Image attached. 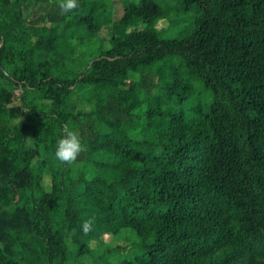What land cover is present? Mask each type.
<instances>
[{
    "label": "trees",
    "instance_id": "1",
    "mask_svg": "<svg viewBox=\"0 0 264 264\" xmlns=\"http://www.w3.org/2000/svg\"><path fill=\"white\" fill-rule=\"evenodd\" d=\"M179 1L162 38L156 0H0V264L105 257L125 230L141 264H264V0Z\"/></svg>",
    "mask_w": 264,
    "mask_h": 264
},
{
    "label": "rangeland",
    "instance_id": "2",
    "mask_svg": "<svg viewBox=\"0 0 264 264\" xmlns=\"http://www.w3.org/2000/svg\"><path fill=\"white\" fill-rule=\"evenodd\" d=\"M109 12L112 16H115L116 5H122V2H138L139 0H109ZM157 4L166 12V16L164 19H160L155 24L154 28L157 30L159 35L162 38H180L182 36V32L184 30V26L187 25L189 18L193 15L191 11L183 10V5L179 0H156ZM183 21V22H182ZM191 21V20H190ZM171 23V24H170ZM144 24L141 23L138 25V29H143ZM109 38V37H108ZM88 42H84L81 45V49L84 51L89 47ZM105 47H108L104 44ZM48 183L45 181V185ZM123 234L128 235L125 237L124 235L118 238L121 239L119 241L111 242L113 239L111 236H104L103 240L106 243L105 246L112 245L116 246L119 251H112L105 257L96 250L98 244H92L89 252H85L83 256L76 257V250L73 248L69 251L71 255L69 257V263L71 264H125V262L134 264H141L137 262V259L143 258L144 251L138 244L135 239L133 233L128 230L123 231Z\"/></svg>",
    "mask_w": 264,
    "mask_h": 264
},
{
    "label": "clouds",
    "instance_id": "3",
    "mask_svg": "<svg viewBox=\"0 0 264 264\" xmlns=\"http://www.w3.org/2000/svg\"><path fill=\"white\" fill-rule=\"evenodd\" d=\"M57 7L60 15H67L76 10L79 5L77 0H58ZM84 151V145L78 132L71 130L65 125L62 138L57 141L55 149V157L58 161L65 165L74 164L81 153ZM93 219L85 220L82 230L88 235L92 229Z\"/></svg>",
    "mask_w": 264,
    "mask_h": 264
}]
</instances>
